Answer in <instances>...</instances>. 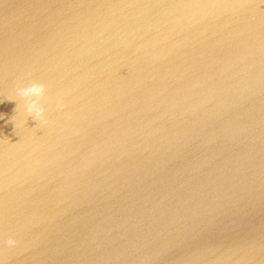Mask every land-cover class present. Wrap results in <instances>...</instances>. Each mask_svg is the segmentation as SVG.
<instances>
[{"label":"water","instance_id":"obj_1","mask_svg":"<svg viewBox=\"0 0 264 264\" xmlns=\"http://www.w3.org/2000/svg\"><path fill=\"white\" fill-rule=\"evenodd\" d=\"M0 264H264V0H0Z\"/></svg>","mask_w":264,"mask_h":264},{"label":"clouds","instance_id":"obj_2","mask_svg":"<svg viewBox=\"0 0 264 264\" xmlns=\"http://www.w3.org/2000/svg\"><path fill=\"white\" fill-rule=\"evenodd\" d=\"M46 91V86L38 82H30L27 86H18L16 88V95L24 101V108L27 116H31L38 123L47 122L45 119V108L41 103L45 97ZM63 107V104L58 105V108L60 109ZM6 245L8 247H14L16 241L13 238H9L6 241Z\"/></svg>","mask_w":264,"mask_h":264}]
</instances>
